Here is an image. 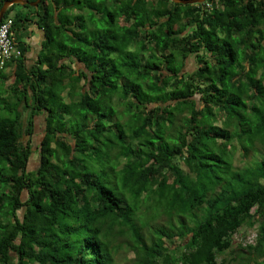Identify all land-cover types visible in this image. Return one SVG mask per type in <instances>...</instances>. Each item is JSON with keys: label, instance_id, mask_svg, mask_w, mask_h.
<instances>
[{"label": "trees", "instance_id": "trees-1", "mask_svg": "<svg viewBox=\"0 0 264 264\" xmlns=\"http://www.w3.org/2000/svg\"><path fill=\"white\" fill-rule=\"evenodd\" d=\"M23 8L44 41L0 70V264H264V0Z\"/></svg>", "mask_w": 264, "mask_h": 264}, {"label": "rangeland", "instance_id": "rangeland-1", "mask_svg": "<svg viewBox=\"0 0 264 264\" xmlns=\"http://www.w3.org/2000/svg\"><path fill=\"white\" fill-rule=\"evenodd\" d=\"M19 7L21 6H18V4L15 5V7L13 8V10H11L10 12V17L14 14H16V12L19 11ZM175 28H178V25L175 27ZM28 29H18L17 30V35L18 37L22 40V41H29L28 38ZM41 48H42V44H41ZM147 55L143 56L142 60H146L147 58ZM188 64H187V68L188 69H193L195 66H196V61H195V54L191 55L189 58H188ZM73 67L75 69H82V64L79 63V62H75L73 63ZM13 78L9 79V81L7 80V84H11L13 82ZM65 95V93H64ZM22 108V106H20V109ZM26 115V114H25ZM35 121H36V128H35V132L33 134V136L31 137L32 138V141L33 143L35 144V146L38 145V143L40 142L41 138H42V134L44 132V120H43V117L42 116H38L35 118ZM220 125L223 126L220 122ZM236 141V140H235ZM36 148V147H34ZM241 150V149H240ZM262 156L258 155L257 153L251 151L248 155L247 158H244L241 154L240 151H237L236 154H235V160H236V163L238 165H242V163L244 161H251L252 159L254 158H261ZM37 159H38V153L35 151L33 154H32V157H31V164H30V167L31 168H35L37 165ZM243 160V161H242ZM256 235H257V232H256V228L255 227H249L248 225H244L242 228H240L234 235H233V239L235 240V243L234 245H236L237 243H243V244H248V243H255L256 241ZM225 256L228 257V254H225ZM224 257H219L218 258V263L221 264L222 263V260H223Z\"/></svg>", "mask_w": 264, "mask_h": 264}, {"label": "built area", "instance_id": "built-area-1", "mask_svg": "<svg viewBox=\"0 0 264 264\" xmlns=\"http://www.w3.org/2000/svg\"><path fill=\"white\" fill-rule=\"evenodd\" d=\"M211 8L212 4L207 3ZM22 55L20 41L14 30V20L12 17L5 18L0 23V70H2L9 61L17 59Z\"/></svg>", "mask_w": 264, "mask_h": 264}, {"label": "crops", "instance_id": "crops-1", "mask_svg": "<svg viewBox=\"0 0 264 264\" xmlns=\"http://www.w3.org/2000/svg\"><path fill=\"white\" fill-rule=\"evenodd\" d=\"M21 5V4H20ZM24 7V5H21ZM19 7V10L21 9L22 11H28L27 8ZM28 29V38L29 41H24L27 46H28V51L26 53L27 56V66H31L33 63H35L37 55L40 53L41 50V44L44 41V30L39 28L37 19L36 18H31L27 21L25 26L19 27V29ZM18 30V29H17ZM17 30H15L16 35H17ZM18 37V35H17ZM21 41V39H19Z\"/></svg>", "mask_w": 264, "mask_h": 264}, {"label": "water", "instance_id": "water-1", "mask_svg": "<svg viewBox=\"0 0 264 264\" xmlns=\"http://www.w3.org/2000/svg\"><path fill=\"white\" fill-rule=\"evenodd\" d=\"M41 1L42 0H36L32 2H30L29 0H7L5 1L4 5L2 6L0 10V23L2 22L5 16V13L10 6L14 4H21V5L31 4L34 7H38ZM172 1L177 2V3H182V4H196V3H205L207 0H172Z\"/></svg>", "mask_w": 264, "mask_h": 264}]
</instances>
